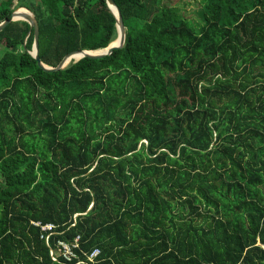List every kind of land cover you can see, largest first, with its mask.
Masks as SVG:
<instances>
[{
  "label": "trees",
  "instance_id": "obj_1",
  "mask_svg": "<svg viewBox=\"0 0 264 264\" xmlns=\"http://www.w3.org/2000/svg\"><path fill=\"white\" fill-rule=\"evenodd\" d=\"M114 2L124 47L60 71L0 33V264H264V0ZM18 8L50 67L118 37L108 0Z\"/></svg>",
  "mask_w": 264,
  "mask_h": 264
},
{
  "label": "water",
  "instance_id": "obj_2",
  "mask_svg": "<svg viewBox=\"0 0 264 264\" xmlns=\"http://www.w3.org/2000/svg\"><path fill=\"white\" fill-rule=\"evenodd\" d=\"M108 4L110 6V9L113 15L115 16L117 20V29H118L117 40L113 42L106 49L97 50V51L83 50V51H76V52L70 53L63 59V61L57 67L47 66L41 61L40 51H39V34L40 33H39L38 21L32 12H30L31 15L24 14L23 16L24 18L22 19V21L27 22L30 25L31 30H34V33H35V42L33 45V50L30 52V54L33 58L36 59L39 67L46 72H56V71L65 69L73 61L72 58H76V57L78 58V60H74L75 62H78L79 60L83 58L104 59L107 56L113 55L117 49L123 48L125 45V41H126V27L123 22L121 11L116 6L114 0H108ZM114 9H116L117 14L115 13ZM18 16H19V13H18V10H16L12 14V19L6 20L5 22L1 23L0 33L12 22L20 21V19H18Z\"/></svg>",
  "mask_w": 264,
  "mask_h": 264
},
{
  "label": "built area",
  "instance_id": "obj_3",
  "mask_svg": "<svg viewBox=\"0 0 264 264\" xmlns=\"http://www.w3.org/2000/svg\"><path fill=\"white\" fill-rule=\"evenodd\" d=\"M54 230V226L53 225H46L42 227V231L46 232V233H50L53 232ZM42 238H45L47 244L49 245V240H50V234L46 235V236H42ZM81 241V237H78L76 240V244H74L73 246H70L64 242H60V251H62V253L64 254V256L69 259V260H73L74 258L77 257V254L75 252V248H77L79 246V242ZM100 253L99 249L94 250V252L91 255V260H94L95 257ZM51 255H53V259L57 260V258L54 256V251L51 252Z\"/></svg>",
  "mask_w": 264,
  "mask_h": 264
},
{
  "label": "rangeland",
  "instance_id": "obj_4",
  "mask_svg": "<svg viewBox=\"0 0 264 264\" xmlns=\"http://www.w3.org/2000/svg\"><path fill=\"white\" fill-rule=\"evenodd\" d=\"M21 8H18L17 10H20ZM26 9V8H24ZM28 10V9H26ZM29 11V10H28ZM182 11L183 14L189 19L191 20L193 23L198 24L200 22V16H201V5L199 0H183V4H182ZM31 12V11H29ZM25 12H22L21 14H23ZM22 21V20H20ZM3 48H1L0 46V56L3 53ZM4 185V180L3 178L0 176V187Z\"/></svg>",
  "mask_w": 264,
  "mask_h": 264
},
{
  "label": "bare ground",
  "instance_id": "obj_5",
  "mask_svg": "<svg viewBox=\"0 0 264 264\" xmlns=\"http://www.w3.org/2000/svg\"><path fill=\"white\" fill-rule=\"evenodd\" d=\"M114 10H115V13L117 14L116 9H114ZM22 12H25V13L21 14ZM18 13H19L18 19H20V20H22L24 18L23 17L24 14L31 15V13L28 10H26V9H20V10H18ZM72 60H78V58L77 57L76 58H72Z\"/></svg>",
  "mask_w": 264,
  "mask_h": 264
}]
</instances>
